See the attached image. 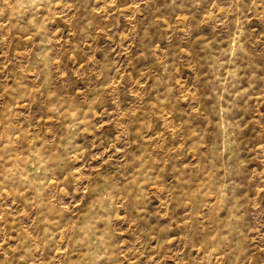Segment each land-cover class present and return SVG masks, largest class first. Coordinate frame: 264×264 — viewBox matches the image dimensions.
I'll list each match as a JSON object with an SVG mask.
<instances>
[{
    "label": "rangeland",
    "instance_id": "rangeland-1",
    "mask_svg": "<svg viewBox=\"0 0 264 264\" xmlns=\"http://www.w3.org/2000/svg\"><path fill=\"white\" fill-rule=\"evenodd\" d=\"M0 264H264V0H0Z\"/></svg>",
    "mask_w": 264,
    "mask_h": 264
}]
</instances>
